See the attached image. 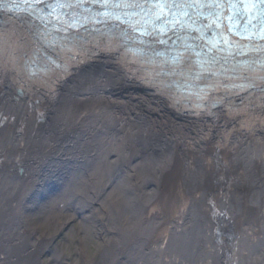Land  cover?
<instances>
[{"label": "bare ground", "instance_id": "6f19581e", "mask_svg": "<svg viewBox=\"0 0 264 264\" xmlns=\"http://www.w3.org/2000/svg\"><path fill=\"white\" fill-rule=\"evenodd\" d=\"M25 13L0 8V264H48L43 226L77 218L104 264H264V66L203 73L193 101L188 59L167 70L114 24L47 39ZM34 53L55 65L30 74Z\"/></svg>", "mask_w": 264, "mask_h": 264}, {"label": "rangeland", "instance_id": "374dc122", "mask_svg": "<svg viewBox=\"0 0 264 264\" xmlns=\"http://www.w3.org/2000/svg\"><path fill=\"white\" fill-rule=\"evenodd\" d=\"M148 113L150 117H156V115L152 113L151 109L150 111L148 110ZM210 122H212V120H210ZM212 123L214 124L215 122ZM223 136H226L225 134H223V132L219 133L217 135L218 140ZM169 138L172 137L167 136L164 141L165 143L170 145L168 140ZM197 140L198 145H202L201 148L196 147L197 150L201 153L203 152V157L206 156L207 158H210L212 160L213 167H216V165L217 167L224 165L222 156L225 153L218 150V148L220 149L225 147L224 144H213L212 147L217 146V150L209 147L212 150L210 152H206V150H204L205 146L203 144L205 139L197 138ZM173 149L174 150L171 149L170 151L172 155L173 153L174 155L178 154L179 151L176 148ZM216 151H218V153H215ZM211 155L214 156L210 157ZM213 157L218 159L213 160ZM15 172L16 174H18V169H16ZM79 223L80 219L77 218L67 223L64 228H53L46 225L43 226L42 231L47 230L46 233H48L49 237L46 235L47 238L44 237V239L42 240L48 242L51 239L50 242L47 243L48 245L45 248V251L43 252L44 256L42 257L48 264L51 263V259H53L52 254L55 252V250L60 251L61 255L59 256L60 258L56 259L55 263L53 264H104L102 255L103 248H100L101 245L102 247H104L103 239H99L98 234L94 233L93 231L88 232V230L86 229H81V225ZM41 235H43V232L38 233V236L41 237ZM48 238L50 239L47 241Z\"/></svg>", "mask_w": 264, "mask_h": 264}, {"label": "water", "instance_id": "95a60500", "mask_svg": "<svg viewBox=\"0 0 264 264\" xmlns=\"http://www.w3.org/2000/svg\"><path fill=\"white\" fill-rule=\"evenodd\" d=\"M21 171H22V169H21V168H19V169H18V172H19V173H21Z\"/></svg>", "mask_w": 264, "mask_h": 264}]
</instances>
